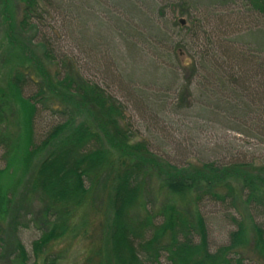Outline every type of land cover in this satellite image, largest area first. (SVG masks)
<instances>
[{"label":"trees","instance_id":"trees-1","mask_svg":"<svg viewBox=\"0 0 264 264\" xmlns=\"http://www.w3.org/2000/svg\"><path fill=\"white\" fill-rule=\"evenodd\" d=\"M45 1L20 0L22 16L16 33L10 0H0V16L6 24V31L0 25V32H4L0 37V78L12 65L15 49H27L14 35L20 38V34H27L25 39L35 42L43 58L55 66L53 77L43 71L41 78L15 64L10 75L0 81V154L5 163L0 176L18 175L17 182L0 188V264H56L48 257L51 247L72 234L74 218L89 202L99 208L105 204L106 212L99 243L94 255L90 252L96 264H243L246 243L264 262V223L257 220L264 222V163L255 167L259 176L247 174L255 165L246 159L204 162L198 173H192L153 154L147 142L132 143L123 105L100 85L86 80L73 60L61 57L55 62L48 41L37 39ZM242 1L264 25V0ZM152 4L153 0H131L128 6L133 10L134 5L146 8L149 14H143L140 24L157 33L159 29L148 26L155 9ZM82 35L86 37V31ZM220 53L225 60L215 54L217 61L205 62V85L199 82L193 91L190 80L196 70L192 67L189 73L182 69L181 78H173L180 83L175 87L177 95L185 94L181 101L189 98V105L196 100L208 102L203 117L212 116L223 123L224 130L264 147V58L241 61L233 53ZM247 63L251 71L242 69ZM29 89L31 93L24 96ZM75 100L89 109L72 104ZM47 111L58 122L37 140L33 126ZM156 160L169 171L159 187L164 202L153 210L146 186L149 166ZM16 186H21L26 199L36 198L43 205V228L28 250L17 226L20 208L13 199ZM207 203L226 207L225 217L235 227L228 232V243L213 253L208 250L205 218L198 208ZM246 220H250V240L244 238Z\"/></svg>","mask_w":264,"mask_h":264},{"label":"rangeland","instance_id":"rangeland-1","mask_svg":"<svg viewBox=\"0 0 264 264\" xmlns=\"http://www.w3.org/2000/svg\"><path fill=\"white\" fill-rule=\"evenodd\" d=\"M130 1H45L41 9L44 19L38 23L37 39L48 41L55 62L61 57L73 60L86 80L100 85L123 105L126 117L124 124L133 137L132 143L145 141L153 154L192 173H198L204 162L220 164L232 159H246L255 165L247 174L259 176L255 167L264 163V147L255 140L224 130L223 123L212 116L203 117V110L208 102L196 100L189 105L192 101L187 97L185 102L181 101L185 94L180 97L177 95L175 87L180 83L173 81V78H181L182 69H188L191 73V68L194 67L196 74L190 80V91L200 86L199 82L205 85L207 74H204L202 66L205 62L217 61L215 54L224 61L219 56L220 50L225 55L235 54L232 56L239 57L241 61L247 58H264V25L257 13L249 12L242 0H153L155 9L148 26H154L162 34L158 31L148 32L140 24V20L144 19L143 14H149V11L141 5H134L133 10L128 6ZM9 3V13H12V24L16 26L17 33L22 3L20 0H10ZM181 20L184 22L182 25ZM0 25L6 31V24H3L1 16ZM83 31H86V37L82 35ZM257 32L260 33L256 34ZM1 33L4 32H0V37ZM27 36L20 34L19 38L14 35V40L26 45L27 49L23 52L15 49V59L1 73V82L4 80L3 76L10 75V69L16 68L13 66L15 64L22 69H29L32 76L42 78L43 71L49 72L50 76L54 75L55 66L43 58L35 42L31 43L30 38L25 39ZM88 40L93 41L96 46L92 47ZM5 48L9 49L7 45ZM247 68L252 70L249 63L242 67L244 70ZM30 93V89L26 90L24 96ZM76 102L79 104L77 107L89 109L88 106L80 105L79 100H75V103L72 101V104ZM222 117L223 114L219 116L220 119ZM54 122L58 120L51 112L38 116L33 126L34 138L38 140ZM1 155L2 153L0 169H3L5 163ZM154 163L149 166L146 187L149 206L156 210L164 202L159 187L167 179L169 168L159 160ZM9 174L0 176V188L5 189L8 184L18 181L17 173L13 172L11 176ZM16 188L15 195H12L15 204L19 205L21 217H18L17 226L28 250L31 240L38 238V231L43 228L40 222L43 205L36 198L26 199L21 186ZM100 208L90 202L84 206L73 220L72 234L54 243L48 257L55 259L56 264H96L97 259L90 252L99 243L97 238L104 229L105 204L101 210ZM198 208L205 218L208 250L213 253L228 243V232L235 227L232 228L225 217L228 212L226 207L207 203L203 206L200 204ZM249 222L250 220H246L245 227L248 231L244 238L250 240ZM24 226H29L31 230H26ZM248 245L246 243L243 247V264H264L256 258Z\"/></svg>","mask_w":264,"mask_h":264},{"label":"water","instance_id":"water-1","mask_svg":"<svg viewBox=\"0 0 264 264\" xmlns=\"http://www.w3.org/2000/svg\"><path fill=\"white\" fill-rule=\"evenodd\" d=\"M181 25L184 23L183 20L180 21Z\"/></svg>","mask_w":264,"mask_h":264}]
</instances>
